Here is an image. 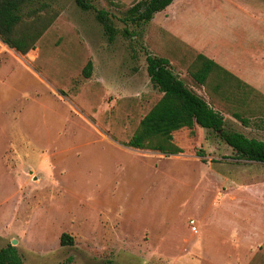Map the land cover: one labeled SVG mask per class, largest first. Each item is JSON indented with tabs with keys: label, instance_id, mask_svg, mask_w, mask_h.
Wrapping results in <instances>:
<instances>
[{
	"label": "rangeland",
	"instance_id": "rangeland-1",
	"mask_svg": "<svg viewBox=\"0 0 264 264\" xmlns=\"http://www.w3.org/2000/svg\"><path fill=\"white\" fill-rule=\"evenodd\" d=\"M47 1L60 14L35 49L0 40V249L16 239L24 264H264V163L199 125L174 132L177 155L123 145L161 97L148 53L168 57L227 128L264 140V91L240 105L213 95L182 42L256 43L243 52L260 55L264 83V0H174L147 24L127 18L136 0H93L113 40L96 10Z\"/></svg>",
	"mask_w": 264,
	"mask_h": 264
},
{
	"label": "trees",
	"instance_id": "trees-1",
	"mask_svg": "<svg viewBox=\"0 0 264 264\" xmlns=\"http://www.w3.org/2000/svg\"><path fill=\"white\" fill-rule=\"evenodd\" d=\"M173 2L174 0H136L127 11V18L138 24H147ZM76 3L82 10H96L97 19L110 35V40H113L116 28L109 12L96 9L93 0H76ZM59 14L60 11L47 0H0V40L25 55L36 48L38 41ZM125 33L135 36L128 29ZM92 67L93 63L89 61L84 69L87 77L90 76ZM147 70L154 87L161 92V97L123 145L177 155L183 149L175 142L174 132L184 127L194 129L195 125H199L215 131L222 141L232 147L235 158L264 163V140L227 128L223 113L190 88L174 72L168 58L148 53ZM188 71L197 84L207 87L210 93L225 101L239 104L249 98L253 91L261 94L203 53L196 56ZM233 115L243 123L248 122L244 112L236 110ZM72 244V236L63 232L60 245ZM71 262L69 259L65 264H72ZM0 264H24L17 246L8 244L0 249Z\"/></svg>",
	"mask_w": 264,
	"mask_h": 264
},
{
	"label": "crops",
	"instance_id": "crops-1",
	"mask_svg": "<svg viewBox=\"0 0 264 264\" xmlns=\"http://www.w3.org/2000/svg\"><path fill=\"white\" fill-rule=\"evenodd\" d=\"M218 6H221L223 3H217ZM235 7L240 8L243 6V4L235 3L231 4ZM221 8V7H220ZM240 9H244L241 7ZM167 10V9H166ZM221 15H224L221 14ZM213 37V36H211ZM182 42H185L188 44L191 48H193L196 51V56L199 53H203L208 58H211L215 60L217 63H219L221 66L232 72L234 75L239 77L242 81L250 85L252 88H254L256 91L262 90L264 91V83L261 79H259L255 74V66L259 67L260 63H256V58L260 57L258 56H246L243 50L245 49L244 46L252 47V45H255L256 43H235L233 41H221L219 44H216V42L210 41L204 43H199L193 39L187 40L184 39ZM2 44H4L2 42ZM5 45V44H4ZM257 45V44H256ZM153 55H156L152 53ZM158 56V55H157ZM195 56V58H196ZM165 57V56H162ZM168 58V57H166ZM169 59V58H168ZM170 60V59H169ZM195 60V59H194ZM171 62V60H170ZM172 65V62H171ZM173 68V67H172ZM225 101V100H224ZM228 102V101H227ZM2 206V205H0ZM6 212V207H3V215L0 216L1 221H4Z\"/></svg>",
	"mask_w": 264,
	"mask_h": 264
},
{
	"label": "water",
	"instance_id": "water-1",
	"mask_svg": "<svg viewBox=\"0 0 264 264\" xmlns=\"http://www.w3.org/2000/svg\"><path fill=\"white\" fill-rule=\"evenodd\" d=\"M16 244H17V240L14 239L13 242H12V245L16 246Z\"/></svg>",
	"mask_w": 264,
	"mask_h": 264
}]
</instances>
